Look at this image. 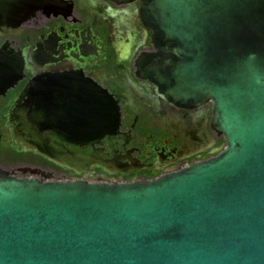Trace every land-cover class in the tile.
Wrapping results in <instances>:
<instances>
[{
	"label": "water",
	"instance_id": "1",
	"mask_svg": "<svg viewBox=\"0 0 264 264\" xmlns=\"http://www.w3.org/2000/svg\"><path fill=\"white\" fill-rule=\"evenodd\" d=\"M54 1L0 0V27L17 29ZM140 1L137 45L148 38L152 50L135 60L136 75L177 106L209 104L223 148L145 180L0 169V264H264V0ZM27 58L0 46V96ZM111 89L81 70L36 73L15 101L14 135L57 162L106 167L95 144L109 134L111 145L119 124Z\"/></svg>",
	"mask_w": 264,
	"mask_h": 264
},
{
	"label": "flooded vegetation",
	"instance_id": "2",
	"mask_svg": "<svg viewBox=\"0 0 264 264\" xmlns=\"http://www.w3.org/2000/svg\"><path fill=\"white\" fill-rule=\"evenodd\" d=\"M140 6V0H55L53 9L37 10L17 29L0 27V46L8 43L28 56L23 78L0 96V169L41 180H145L212 157L223 148V136L211 126L209 104L177 106L161 97L153 82L136 75L135 60L152 50L148 38L137 45L144 37L134 12L141 11ZM41 11L69 12L47 16ZM121 40L131 43L126 55ZM69 70H81L112 93L111 87L116 88L117 130L111 145L109 134L95 144L106 167L57 162L14 135V104L34 75ZM51 86L43 84L45 89Z\"/></svg>",
	"mask_w": 264,
	"mask_h": 264
},
{
	"label": "rangeland",
	"instance_id": "3",
	"mask_svg": "<svg viewBox=\"0 0 264 264\" xmlns=\"http://www.w3.org/2000/svg\"><path fill=\"white\" fill-rule=\"evenodd\" d=\"M130 44H131V43H129V42H125V41H123V40L120 41V45H122V47L126 50L125 55H126V53H128V51H129Z\"/></svg>",
	"mask_w": 264,
	"mask_h": 264
}]
</instances>
